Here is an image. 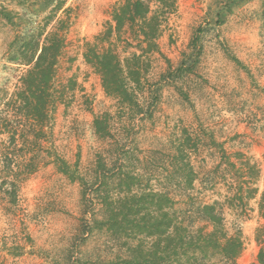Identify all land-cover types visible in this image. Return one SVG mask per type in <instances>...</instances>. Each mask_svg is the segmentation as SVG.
I'll return each instance as SVG.
<instances>
[{"label": "rangeland", "instance_id": "obj_1", "mask_svg": "<svg viewBox=\"0 0 264 264\" xmlns=\"http://www.w3.org/2000/svg\"><path fill=\"white\" fill-rule=\"evenodd\" d=\"M142 1L150 15L159 6ZM166 1L153 45L125 29L97 48L123 66L139 57L137 107L128 108L104 93L84 60L122 0H0V148L26 124L24 108L9 104L28 69L21 46L30 38L41 46L52 32L63 40L50 115L37 144L19 152L33 170L19 177L15 197L12 155L0 161V264L131 258L137 240L95 229L101 213H82L79 183L58 167L63 160L88 178L99 154L113 180L121 168L139 175L145 189L168 194L171 212L192 230H211L200 216L212 206L227 234L241 239L235 264H264V0ZM97 117L107 118L104 138L94 133ZM182 165L192 171L191 187Z\"/></svg>", "mask_w": 264, "mask_h": 264}, {"label": "trees", "instance_id": "obj_2", "mask_svg": "<svg viewBox=\"0 0 264 264\" xmlns=\"http://www.w3.org/2000/svg\"><path fill=\"white\" fill-rule=\"evenodd\" d=\"M154 2L159 6L150 15L148 5L142 0H122L112 8L111 23L96 38V43L87 45L84 52L85 62L100 76L104 93L117 98L128 108L137 107L134 90L141 85L142 68L139 57L132 54L124 60L123 66L111 51H98L97 48L107 43L113 34L124 32L125 29L134 33L136 38L140 37L153 45L158 36L156 29L160 25L163 7L167 6L166 0ZM1 13L5 19H9L7 12ZM38 43L30 38L21 46L19 56L26 62L28 69L21 77L20 85L9 103L18 105L19 109L24 108L26 124L19 133L16 130L11 132L8 145L0 148L2 163L12 155L9 169L10 175H15L10 182L14 197L19 177L33 170V164L26 162L25 156L19 152L30 144L36 145L39 137L44 134L43 128L52 106L51 89L55 66L63 46V40L56 32L46 36L41 46ZM3 123L5 126V121ZM93 129L97 136H107V118H95ZM18 137L22 140V147H19ZM10 144L11 149L8 148ZM58 161L62 173L80 185L82 213H101L102 220L93 218L91 222L95 229L105 228L126 241L137 240V244L129 248L131 258L120 260L121 264H235L240 255L242 242L239 235L227 234L221 218L213 213L212 206H204L200 216L211 225V230H192L171 212L173 200L168 194L145 189L139 175L123 172L121 168L114 175L115 180L107 175L106 163L101 154L97 156L88 178L79 174L77 167L71 169L63 160ZM182 166L181 173L186 171L189 175L184 185L191 187L192 171H187V167ZM259 211L264 219V194L259 202ZM86 225V228L83 227V234H89L93 229L88 223Z\"/></svg>", "mask_w": 264, "mask_h": 264}]
</instances>
